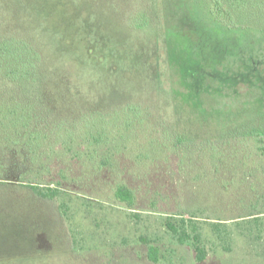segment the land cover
<instances>
[{
    "label": "rangeland",
    "instance_id": "obj_1",
    "mask_svg": "<svg viewBox=\"0 0 264 264\" xmlns=\"http://www.w3.org/2000/svg\"><path fill=\"white\" fill-rule=\"evenodd\" d=\"M11 3L23 13V4ZM79 5L87 14L84 30L75 29H93L107 40L95 52L104 58L87 67L82 62L74 76L70 56L60 62L82 96L156 97L161 112L141 105L143 118L128 116L127 123L119 112L110 120L104 134L132 128L142 142L133 135L125 142L106 136L95 149L101 157L110 153L112 164L100 174H91L92 163L78 160L77 148L70 150L58 132L34 131L23 118L5 125L18 131L17 146L25 157L19 162L24 155L16 153L8 160L11 150L0 135V264H264V151L245 135L236 142L219 140L214 144L218 155L211 157V144H184L169 126L172 119L202 137L218 128L213 120L198 123L199 114L259 106L264 98V0H81ZM177 67L186 78L181 80L192 87L183 97L171 90L179 82ZM148 68L157 69L154 79L163 84L161 93L150 88ZM24 86L31 85L21 83L19 99ZM202 89L210 95H201L204 108L197 110L195 90ZM17 100L0 99V114L6 108L22 117L25 102ZM89 129L91 134L74 141L83 155L94 147L92 135L99 127ZM28 147L35 154H28ZM60 168L65 178L59 177ZM16 176L26 177L22 186L10 184L18 181ZM27 177L37 184H63L52 200H43L25 186ZM116 183L133 190L132 207L116 202ZM181 217L197 224L208 252L202 262L196 261L187 236L189 224L184 242L167 228ZM212 223L220 228L212 230ZM148 243L159 247L158 263L148 261Z\"/></svg>",
    "mask_w": 264,
    "mask_h": 264
},
{
    "label": "trees",
    "instance_id": "obj_2",
    "mask_svg": "<svg viewBox=\"0 0 264 264\" xmlns=\"http://www.w3.org/2000/svg\"><path fill=\"white\" fill-rule=\"evenodd\" d=\"M11 1H18L19 4H23L22 7L19 6L23 13H19ZM80 1L0 0V99H6V102H8V98L12 100L13 97V103L17 99L18 103L25 102L22 117L17 111L9 113V111L4 110L6 108L1 109L0 125L4 126L0 128V135L6 137L9 144L8 148L11 150L10 157H6L8 160L12 156H17L12 154L18 153L24 155L21 157L22 160L19 158V162L24 161L25 150L17 146L20 142L16 136L18 131L13 130V128L8 129L5 126L9 123L17 125L23 118L24 121L29 122L28 127H35V129H32L34 131L58 132L62 142H66L70 146V150L77 148L76 156L78 160L84 158L85 161L89 160L92 163L91 174H100L107 167H111L112 164V161H110L112 155L109 156L110 153H104V156L101 157L95 149V146H98L102 140H107L106 136L110 135L109 141L120 140L125 142L133 135L135 137L134 141L142 142L141 135H139L140 132L132 130V128L128 130L125 128L117 129L118 135L111 132L104 134L110 120L112 121L116 118L119 112L127 117V123L129 122L128 116L133 117L134 120L143 118L139 113L141 105L149 109L157 108L159 113L161 112L159 107L160 100L156 97L150 96V100L137 101V97L122 101L119 99L115 100L111 96H104L105 98L95 100L83 97L79 92V85L74 82L67 71L63 70L60 62L64 57L69 59L70 56L69 61L70 66L73 68L72 75L74 76L75 73L81 71V64L83 65L84 61L87 62V67V65H96L99 58H104L96 57L95 52L104 48L107 41L102 39L101 34L97 36L93 29L90 31L86 29V33L76 30L78 26L80 28L83 27L81 25V22L85 20L83 13L87 14L80 10ZM33 13L35 15L31 17L30 15ZM46 32L49 33V36L46 35ZM85 54L87 57H85ZM95 57L98 58L97 61L92 60ZM147 70L151 74V82H148L150 88L152 87L162 92L164 90L163 84L160 86V82L158 83L154 79L156 75L158 76L157 69L148 68ZM177 70L179 73L178 67ZM260 70L264 79V67H260ZM180 77L186 80L179 73V82H176L177 87L171 90L172 92L174 90L177 91V93H174L176 96L183 97L192 87L191 83L182 81ZM255 78L258 79L259 83L261 82L258 77ZM22 82L23 84L27 82L31 86L28 89L25 86L23 87L22 96L19 99L17 96L20 95L18 92ZM144 89L147 90L145 87ZM204 90H195L197 93V101L195 102L197 110L203 107L200 99L201 95H210ZM147 93L150 94L151 91L147 90ZM147 100L148 103L145 104L144 101L147 102ZM223 106H225V102H223ZM12 114L17 117H13L14 119L11 121L9 116ZM156 115L157 117L153 113L151 114L152 118L155 117L162 123L168 121L163 117L164 115ZM199 116L198 123L210 122V120L216 122L215 129L218 128L217 132L214 133L213 130L202 137L196 136L192 131L188 130L189 126L184 123H174L171 119L169 120L171 122H169V126L172 129V133L175 134V138L188 145L190 141H205L211 144L213 148L210 152L211 157L218 155V151L216 153L217 149L215 148H217L216 145L219 140L227 141V139H231V141L236 142L245 135L258 146L259 150L264 151V98L260 99L259 106L255 108L230 109L228 112L215 111V113L210 111V113H201ZM143 120L140 119L141 122ZM92 126H97L100 130L98 129L92 135L94 143L92 142L91 144L94 147L88 148L83 155L84 149L80 150V147L74 141L80 136L84 138L87 134H91L92 131L89 128ZM82 128H87V130L84 131ZM34 137L36 138L35 134L32 138ZM151 143L152 140L149 141V144ZM215 143L216 145H214ZM34 144H38L37 141ZM151 146L154 147V144ZM155 147L157 148L156 145ZM27 153L35 154L30 147H28ZM146 153L149 154V152ZM10 164L14 165L16 163ZM31 164H35V162ZM57 173H59V177L65 178L66 171L64 168L57 169ZM24 178L26 177H18L17 182L19 183L11 182L10 184L21 185L20 182L26 181ZM32 180L28 179V184L25 186L32 189L33 193L40 199L49 201L57 195L59 188H61L60 186L63 184V180H58L53 187L52 183L43 185L32 182ZM0 185H2L1 181ZM112 190L116 202L126 207L134 205V192L126 184L116 183ZM188 224L191 228V235L185 233V227ZM167 228L179 236L180 242H184L185 239L183 237L185 235L190 236L196 261L202 262L205 260L208 252L206 247L201 244V233L195 221L181 217L179 224L168 222ZM211 228L216 231L220 228V225L212 223ZM181 231H183V236ZM146 257L148 261L158 263L160 261L159 247L148 243Z\"/></svg>",
    "mask_w": 264,
    "mask_h": 264
}]
</instances>
